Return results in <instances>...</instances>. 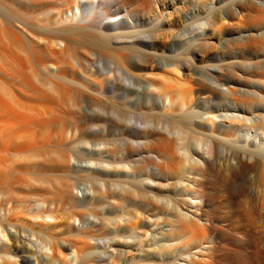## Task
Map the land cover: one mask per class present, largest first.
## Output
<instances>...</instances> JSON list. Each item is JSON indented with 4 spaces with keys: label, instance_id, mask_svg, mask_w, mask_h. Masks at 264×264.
<instances>
[{
    "label": "bare ground",
    "instance_id": "6f19581e",
    "mask_svg": "<svg viewBox=\"0 0 264 264\" xmlns=\"http://www.w3.org/2000/svg\"><path fill=\"white\" fill-rule=\"evenodd\" d=\"M11 1L16 6L13 12L15 20L11 22V19L4 26L6 33L3 31V34L19 41V33H23L30 43L38 42L42 50H32L33 60L46 77L40 80L45 85L44 89L24 80L21 57L0 51L8 62L7 66L16 77L22 78L21 87L24 89L12 87L3 80L4 77L0 78V264H159L157 261L152 263L147 255H136L132 261H126L125 248L136 245L137 233L128 237L124 236L126 231L117 233L120 227L132 232L139 229L140 223L149 224L148 214L128 211L112 218L113 230L109 226L105 229L109 218L100 213L110 205L115 209L122 206L128 199L127 193L143 187H147L150 196L155 186L170 192L166 197H154L161 203L154 209L162 212L167 222L155 246L156 254L170 251L175 240L185 234H191L188 236L190 239L196 235V240L204 241L211 235H217L221 240L217 246L204 245L201 256L190 252L185 263L264 264V142H259L262 137L258 134L249 132L254 128L264 133V58L256 61L254 69L248 64L254 60L242 59L243 56L237 53L223 57L220 64L206 65V69L193 67L199 58L198 48L209 43L211 35L223 29L228 32L242 30L246 26V29H257L263 24L264 0H211L213 5L206 13L205 29L199 33L201 36L197 35L200 39L195 36L196 41L186 42V51L166 56L164 64L157 62L156 30L148 33V30L138 29L142 22L141 14L153 0H117L128 10L113 20L107 19L109 14L106 10V5L113 0H57L53 11L54 25L43 23L46 27L40 33H35L29 24L30 14L36 10H43V13L52 7V3H46V0L41 3L36 0ZM178 1L186 7L198 1L201 7L207 9L209 6L205 0ZM158 2L165 9L174 4V0H156ZM154 20V17H148V23ZM237 39L232 41L238 42ZM162 42L166 41L163 39ZM78 44L87 50H95L106 60L107 71L101 72L106 75L105 80H112L108 74L114 72L129 82L124 96L129 110L134 108L136 112L137 105L145 109L153 107V113L149 114L132 110L134 116L130 117V123L132 132L146 140V146L140 150L154 153L156 157H147L145 161L118 160L113 153L114 163L109 161L112 164H106L100 161L103 158L101 153L105 150L114 152V142L100 132L95 138L93 136L95 147L86 159H82L73 146L66 147L61 142L64 128L61 141H53L50 135L45 139L39 138L38 132L50 126L66 124L67 128L79 124L80 115L76 111H55L63 100L70 98L77 103L78 92L64 88L57 79L63 77L61 61L74 55L73 49L78 52ZM263 44L264 33H249L241 44L233 46L253 50L249 51L251 55L258 56L262 54L260 48ZM40 53L43 54L42 59L38 56ZM228 58L242 60L228 62ZM214 60L212 57L209 59ZM236 66L246 70L243 71L246 75L239 74ZM87 67L94 69L93 65ZM95 67L96 72L101 71L99 66ZM7 72L4 74L8 75ZM247 75H262L263 85L251 88ZM164 79L176 84L170 86L172 82L167 84ZM182 83L188 86L185 85L184 94L183 87H180ZM144 92L147 93L145 97L141 96ZM132 94L135 100L129 98ZM254 111L259 113L252 118ZM233 112H238L241 117ZM244 119L251 120L245 129L237 125V122L241 126L246 125ZM95 129L96 132H104L105 125L96 124ZM30 152L41 158V168L44 173L52 175L53 180H46L48 185L45 189L37 186V189L21 192L12 180H3L8 169L5 164L7 157L24 158ZM129 153L134 157L131 149ZM148 162L154 163L157 179L150 173L143 176ZM19 166L22 167L19 173L26 172V165L20 163ZM140 175L143 176L141 179ZM251 177H256V182H250ZM77 180H82L84 187L78 186ZM108 196L113 197L112 203L98 207V202L103 199L96 200ZM131 200L135 207L147 203L138 198ZM165 200L173 204L166 210L163 208ZM66 204L82 210L62 217L60 212ZM184 206L194 217L183 213ZM134 217L139 221L133 220ZM75 220L82 224H76ZM211 238L210 244L214 242ZM228 239L231 243L224 244ZM33 244L36 247L32 248ZM186 247L190 248L189 244Z\"/></svg>",
    "mask_w": 264,
    "mask_h": 264
},
{
    "label": "rangeland",
    "instance_id": "374dc122",
    "mask_svg": "<svg viewBox=\"0 0 264 264\" xmlns=\"http://www.w3.org/2000/svg\"><path fill=\"white\" fill-rule=\"evenodd\" d=\"M36 1H38L40 3L42 1L43 2L47 1L46 3H49V2L52 3V5H51L52 7H50L48 9L49 11L44 10V12L42 13L43 10L37 11L35 8L36 11H32V14H30L31 19L29 20V22H31V23H29V24H31L33 31L35 33L36 32L40 33L43 31V27H46V25H44V24H47V26H53L54 25V22H55L54 19L55 18H53V16H54L53 11L56 9L57 6H55V4H57L58 2H56L57 0H46V1L45 0H41V1L36 0ZM58 1L60 2L61 0H58ZM116 1L117 0H113L112 3L106 5V10L109 14V17L107 18L108 20H113L114 18H117V17L125 14V12L128 10L127 6H122V5H120V3L116 2ZM205 1L209 5L207 7V9L204 7H201L199 5V1L197 3L195 2V4L192 3L193 6L190 4L189 6L186 7V6H182V3H180L178 0H174L173 6L172 5L168 6L165 9L162 3H160V2L156 3V0H153L150 2V5L147 8V10L145 11V13L141 14L142 15V22L139 24L138 29L140 28L139 30H143L144 32L148 30L147 31L148 33H151L153 31V29L156 30V31L154 30L156 32V35L158 36L157 37L158 44H157L156 54H157V62L159 64L166 63V59H165L166 56H171V55L186 51V42H188L189 40L191 41L192 39L193 40L191 42L196 41V40H194L195 36H196V39L197 38L200 39L199 36H201V35H199V33L205 29V26L203 24L206 22V19H205L206 13L209 10L208 8L211 7L210 5H213V2L211 0H205ZM11 2H12L11 0H0V51H2V52L4 51V54L6 52L7 53L10 52V54H12L13 56H15L17 58H20V57L23 58L24 61L20 58L21 62L23 63L22 72H25L23 74L22 78H24V80L26 79L27 81H32L35 84H37L40 88L44 89L45 85L43 83H41L40 80H43L46 77V75L44 72L41 71V69L39 68V66L35 62V60H33V51H32V50H35V51L41 52L42 48L40 47L39 43L35 42V41L30 43L28 37L23 35V33H19V31H18V33H19V37H18L19 39L18 40L19 41H14L13 39L7 38L9 36L7 34H3L4 26H6L8 23H10L11 19H12L11 22L13 20H15V17H14L15 14L13 12H14V8H16V6L12 5ZM230 2H232V0H230ZM37 9H38V7H37ZM34 12H35V14H33ZM215 12H217V11H215ZM246 12H247V10H246ZM47 14H48V16H47ZM34 15H36V16H34ZM149 16L154 17L156 20L152 21V23H148V17ZM151 27H153V28H151ZM201 27H203V28H201ZM246 27H244V29H242V30H232L230 32L223 29L219 33H217L215 35H211L209 37V40H211L210 41L211 43L208 41L209 43L206 42L207 44L203 48H198L199 58L196 60V63L193 64V67H199V68L201 67L200 69H203V68L206 69L205 68L206 65H207V67H210L211 63L220 64V63H222L221 59L223 57H230V56H232V55H230V53L231 54L237 53V55L243 56L242 59L249 58L251 60H254L252 62L245 61L251 65V67H252L251 69H254V64L256 63V61L259 62L262 58H264V44L260 48V52L262 54H260L258 56H252L251 55L250 52L253 50L239 49L233 45H235L236 43L241 44L243 39L245 38V36H247V34H249V33H264V23L261 24L257 29H255L254 27H250V28L246 29ZM232 29H235V28L233 27ZM149 30H150V32H149ZM197 35H199V36H197ZM23 37H24V39H23ZM26 38L28 41L26 40ZM232 38L233 39L238 38L237 39L238 42L232 41L233 40ZM163 39L166 42L163 43L162 42ZM229 39H232V40H229ZM163 46H165V47L163 48ZM83 47H85V46L79 45V47H77L78 52L75 49H73L74 55L67 56L63 61H61L60 64H61L63 77L60 80L57 79L59 81L58 83H61V85L64 88L66 87V89H68L70 91L75 90L78 92L79 97L76 100L77 103L71 101L69 98V100L67 99V100H63L62 102H60L59 103L60 106L55 109L56 113L57 112L58 113H60V112L61 113L62 112L68 113V112H72V111L75 112L76 111L80 115V119L78 121L79 124L77 126H72V127H67V128H66V124H63L60 126H54L53 125V126L48 127L47 130L38 132V135L40 136V137L39 136L38 137L39 138L43 137L45 139L50 135L51 137H53V139H52L53 141H55V142H57L58 140L61 141L60 135H61V131L64 128V139L61 142L64 143V145L66 147L73 146L75 148V151H77V153L81 156V158L86 159L88 156H91V153H93V148L95 147L94 146V143H95L94 140L96 141V139H94V138L96 137V133L98 134L100 132L101 135H104L106 139H111L110 141L114 142V146L112 145L114 152H111L112 150L111 151L110 150L103 151L102 153H104V154L101 153V157H103V158H101L100 155L99 156L97 155L98 157L101 158L100 161H102L106 164L114 163V162H112V161H114V159H113L114 154H115V156H117L118 160H121L124 158V160H131V159L132 160L133 159L141 160L142 159V161H145V159L156 157V154H154V153H147V152H143L140 150L144 146H146V144H145L146 140L140 138L136 133L134 134L132 132L133 129H131L132 126L130 123L131 122L130 119L134 116L133 115L134 113L131 111L134 110V112H135V109L131 108L132 110H129L130 106L127 105L124 101V96H125L126 92H128L126 85H129V82L124 77H122L119 74L114 73V72H111L108 74V75H111L112 80H105L104 77H106V75H104L102 73L107 71L108 63L106 62L105 59H103V57H101L99 54H97L98 52H96L95 50L91 51V50H89V49L87 50V48H83ZM229 47H231V49ZM79 51H80V54H79ZM28 52H31V53H28ZM4 54L3 53H2V55L0 54V78L4 77V79L3 78L2 79L4 81L6 80L7 82H9L8 84L9 85L11 84L10 86L15 87V88L19 87L24 91V89L21 87V79L22 78L16 77V75L12 72V70L7 66L8 62L6 61V59L4 60V57H3ZM81 54H82V56H81ZM42 55L43 54H41V53L38 54V56H40L39 57L40 59L43 58ZM211 57L214 58L215 60L209 61V59ZM83 58H84V60H83ZM203 58H204V60H203ZM242 59H240V58H237V59L228 58V62H230L232 60H242ZM91 65H93L94 69H90V67H87V66H91ZM95 66H97V67L99 66L100 68L99 67L98 68L101 71L96 72L97 69H95L96 68ZM238 67L239 66H236V68H237L236 70L238 71V73L242 74V76L246 75L243 73V71H246V70L240 69ZM24 68H26V69L23 70ZM87 68H89L90 71ZM1 70H3V71H1ZM91 70H92V73H91ZM5 71L6 72L8 71L7 74L13 73V75H12L13 77L11 76V74H10V76H8L9 74L5 75L4 74ZM162 71L163 70H161V72ZM253 71L256 72V70H253ZM99 74H102V75H99ZM39 76H41V77L39 78ZM247 76L249 77V83H250L249 85L251 86V88L257 87L259 85H263L262 75H259V76L247 75ZM157 78H158V80L161 79L159 77H157ZM163 81H165V79ZM168 82H169V80L166 83L169 84L172 82L170 84V86H174L176 84V83L173 84V81H170L169 83ZM185 85H186L185 83H182L180 86L181 88L183 87L182 88L183 94L186 93L185 91H186V88L188 87L187 85H186L187 87ZM183 89H185V90H183ZM146 95H147V93L144 92V93H142L141 96L145 97ZM185 95H184V97L186 98ZM133 96L135 97L134 94L129 95V98L132 99ZM134 97L132 100H135ZM124 105H126V106H124ZM151 107L152 106L147 107L145 109V107L137 105V109H136L135 113H145V114L153 113V109H152L153 107L152 108ZM140 108L142 111L140 110ZM258 113H259L258 111H254V113L252 114V118L257 117ZM233 114H238V112H233ZM154 117H157V116H154ZM205 117H209V116L205 115ZM95 123L96 124L100 123V124L105 125L104 132H102V131L96 132L97 130L95 129V125H96ZM243 123H245L246 125L241 126L240 122H237V125L242 127L243 129H245V128L249 127V125L251 124V120H245L244 119ZM136 125L141 126L139 123H136ZM59 129H61V130H59ZM71 129H72V131H71ZM250 129L251 130H249V132L251 133V135L258 134L259 137H262L259 139V142L263 144L264 133L261 130H257L254 128L253 129L250 128ZM100 133L98 135H100ZM128 133H130V134H128ZM57 134H59L58 137H57ZM122 135H124L123 138H122ZM93 136H94V138H93ZM128 138H130V139H128ZM122 139H124L125 142ZM132 147H133V149H132ZM125 149H126V151H125ZM128 149H129V152H130V149L133 151L134 157L129 156L130 153L128 152ZM138 150H140L141 152H139ZM105 160H107V162ZM109 161L112 163H109ZM40 162H41V158L38 157V155L36 156L35 152L28 153V155L24 156V158L21 157V158L17 159V158H13V157H11V158L7 157V163L9 165L7 163L5 164L6 167H8V169L6 168V171L3 174V177H4L3 180L4 181H5V179H7V181L12 180L15 188L20 190V191L22 190L23 192L26 190L30 191V190L35 189V188L37 189V186L39 188L42 187V189H45V188H47V185H48V182H46V180H53V176L48 175L47 173H44L43 169L40 166ZM71 162H73V164L75 163L74 157H72ZM20 163L26 165L25 167L27 169L26 168L24 169V171H26V172H23V173L18 172L20 168L22 169V167L19 166ZM153 164H154L153 162L146 163V169H144V173H143L144 175L142 174L144 177H145V175H148L150 173V174L154 175L157 179V176L155 174V168H154ZM110 172L113 173L114 170L111 169ZM142 175H140V179H141V177H143ZM18 177H20V179ZM253 178H254V180H253ZM253 178L250 179V182H256V179H255L256 177H253ZM62 179H63V177H62ZM18 180H19V182H18ZM63 180H65V177ZM78 181L79 180H77L76 184L80 187H84V185H83L84 182L82 180H80L79 182ZM40 182H43V184ZM44 185H46V186H44ZM147 191H148L147 187H143L140 190L138 189L137 191L127 193L128 199L123 202L122 206L117 207L115 209V208H112L110 205V206H108V209L105 210L104 212L100 211V213L103 214L104 217L109 218V219H106L108 221L107 224H109V225H106L105 229H107V226H109L110 227L109 229H113V230L115 229V227H114L113 222L110 219L115 218L117 216H121L125 213L127 214L128 211H129V213H131L130 211H133V213L135 211L139 215H141L143 213H146L149 215V218L151 221V222H149V224L143 225V223H140L139 229L132 231V232L129 229H125V228H121V227L117 231V233H119V234L126 231L124 236H127V237L134 234V233H137L138 239H137L136 245L127 246L125 248L126 255H125L124 259L126 261H128V262L132 261V259L136 255H140V256L147 255L149 257L148 259L150 261H152V263H155L154 261H157V263H159V264H186L185 260L189 256L190 252L193 254H196L197 256H201V255H203V253L201 251H202V248H204V245L205 246L213 245V247H214V246H217L218 242H221V240L219 239V237L217 235H211L214 242H212L210 244L211 236L209 238H206L207 241H206V239L204 241V239H199V238H201L200 235L199 236L197 235L199 237L198 238L199 240H196L197 239L196 235H194V238L196 237L195 239L193 238V236L190 239L189 237L191 234L188 235L189 237L185 234V235H182V237H179L175 240L174 246L172 248H170V251L164 252L161 254H156L157 251H156L155 246L158 244V242L160 240V237H161L160 232H162L163 229L167 227L166 226L167 222H165L166 221L165 215L162 212H159L158 209H154L155 206L156 207L161 206V203L158 202L154 197L155 196L156 197L157 196L158 197L159 196L166 197L167 195H169L170 192H168L166 189L165 190H159V188L156 186L152 188V191H150L152 193V194H150V196H148ZM138 195H139V197H138ZM0 197H1V194H0ZM106 198L102 197V198H98L96 200V201H98L99 199H103L102 201L98 202V207H102L105 204L107 205L108 203L109 204L112 203L113 197L108 196ZM131 198H136V199L138 198V200L143 199L147 203L146 204L144 203L145 204L144 206L141 203V205H138L135 207L134 206L135 203L133 204ZM138 204H140V203L138 202ZM172 205L173 204L171 201L168 202L165 200V207L163 206V208H165L164 210H166V208L167 209L171 208ZM133 208H135V209L133 210ZM152 208L154 210H152ZM81 210L79 208L76 209V207H74L70 204H66L63 206L60 213H61V215H63L62 217H68L71 214L73 215L76 211L78 212ZM182 211L185 215L187 213L189 216H193L190 214V212H188V210H186L185 206H184ZM118 218H120V217H118ZM133 220L139 221V219L137 217H134ZM75 222H76V224H78V223L82 224L81 221L77 222V220H75ZM242 230H243V232L247 231V229H242ZM214 237H216L217 239H215ZM186 238H189L190 240L189 239L187 240ZM192 238L196 242H194V240ZM186 241H188V242H186ZM191 241H193V243ZM197 242H198V244H197ZM187 243L189 244L190 248L186 247L188 245ZM225 243L226 244L231 243L230 239L225 240L224 244ZM34 247H36L35 244L32 245V248H34ZM108 249L110 251H113V248H111V247H109Z\"/></svg>",
    "mask_w": 264,
    "mask_h": 264
}]
</instances>
